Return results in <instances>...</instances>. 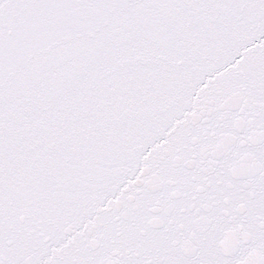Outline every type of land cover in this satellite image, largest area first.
<instances>
[{
  "label": "snow or ice",
  "instance_id": "snow-or-ice-1",
  "mask_svg": "<svg viewBox=\"0 0 264 264\" xmlns=\"http://www.w3.org/2000/svg\"><path fill=\"white\" fill-rule=\"evenodd\" d=\"M0 264H264V0H0Z\"/></svg>",
  "mask_w": 264,
  "mask_h": 264
}]
</instances>
